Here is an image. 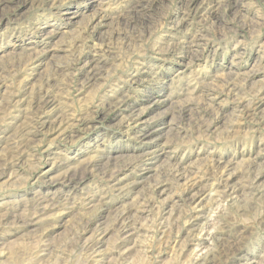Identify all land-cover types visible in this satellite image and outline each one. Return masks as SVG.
Listing matches in <instances>:
<instances>
[{
  "label": "rangeland",
  "instance_id": "obj_1",
  "mask_svg": "<svg viewBox=\"0 0 264 264\" xmlns=\"http://www.w3.org/2000/svg\"><path fill=\"white\" fill-rule=\"evenodd\" d=\"M88 259L264 264V0H0V264Z\"/></svg>",
  "mask_w": 264,
  "mask_h": 264
},
{
  "label": "bare ground",
  "instance_id": "obj_2",
  "mask_svg": "<svg viewBox=\"0 0 264 264\" xmlns=\"http://www.w3.org/2000/svg\"><path fill=\"white\" fill-rule=\"evenodd\" d=\"M68 18V17H67ZM48 98V97H47ZM47 98L46 97H44V99H43V101H40L42 104H44L45 105V103H47ZM49 100V99H48ZM33 101V100H32ZM70 118L68 117H66L65 119H63V120H61V122L58 124V131H60V133L61 132H64L65 131V129L63 128L64 127V125H69L71 122V120H69ZM39 123V122H38ZM44 125V124H43ZM142 134L144 135V133L142 132ZM142 136V135H141ZM42 143H44V142H42ZM50 146V143L49 144H45V145H42L41 147H39L38 148V150L37 151H32V161H34L35 163H36V165H35V167L33 168L34 170H33V172H32V174H30V177H29V179L31 180V181H33L34 182V180H38V179H40L39 177H40V175H39V173H38V169H39V165L41 164V162H42V158H43V155H44V153H46L47 152V150H48V147ZM25 155V154H24ZM21 159V154H19V155H17L15 158H13V159H11L10 161H8V162H6V166H12L13 164H16L19 160ZM134 164V163H133ZM46 170H45V173H43V174H46ZM179 175V174H178ZM177 175V176H178ZM64 180L65 181H67V182H73L74 181V179L72 178V177H70L69 175H65L64 176ZM122 212V211H121ZM115 224H116V227L119 229V230H123V229H125V228H127V227H130V223L128 222V219H127V213L126 212H122V213H120L118 216H117V218H116V220H115ZM115 224H113V225H115ZM113 227V226H112ZM99 238H97V239H94V240H92L91 242H89V243H86V245H84L83 246V249L85 250V252H86V254L88 255L89 253H90V257H89V259L93 256V254L96 252V248H97V245H98V243H99ZM233 245V244H232ZM154 247V246H153ZM235 250L236 251H238V252H240L241 250H240V248H235ZM154 251V250H153ZM238 252L235 254V255H237L238 254ZM200 256V255H199ZM205 256L203 257H199V260H205ZM89 259H88V261H87V264H89ZM202 264V263H201Z\"/></svg>",
  "mask_w": 264,
  "mask_h": 264
}]
</instances>
